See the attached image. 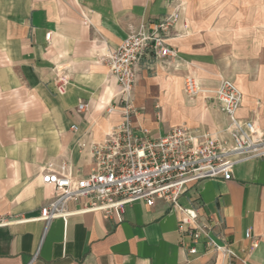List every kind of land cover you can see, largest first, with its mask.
Returning a JSON list of instances; mask_svg holds the SVG:
<instances>
[{"label": "crops", "instance_id": "crops-1", "mask_svg": "<svg viewBox=\"0 0 264 264\" xmlns=\"http://www.w3.org/2000/svg\"><path fill=\"white\" fill-rule=\"evenodd\" d=\"M183 1L0 0V264H229L205 236L183 242L164 201L128 205L121 222L84 211L85 200L68 204L66 223L38 219L56 195L43 177L88 176L93 145L122 121L107 55L177 9L169 40L177 58L142 57L134 126L154 136L186 126L231 144L217 102L185 94L191 75L210 89L233 81L243 94L239 117L264 132V0ZM179 203L198 210L209 237L236 255L232 264H264V158L237 164L230 181L189 184Z\"/></svg>", "mask_w": 264, "mask_h": 264}, {"label": "built area", "instance_id": "built-area-1", "mask_svg": "<svg viewBox=\"0 0 264 264\" xmlns=\"http://www.w3.org/2000/svg\"><path fill=\"white\" fill-rule=\"evenodd\" d=\"M179 21L180 10L177 9L153 26L141 25L137 32L107 55L110 73L118 83L116 98L122 108V121L103 142L93 145L95 168L88 176L76 179L62 172L43 177L44 184L53 186L56 195L42 208L38 219L47 225L54 219H62L66 223L71 216L68 204L74 200H85L84 211L103 212L121 222L128 205L143 201L153 207L157 201H164L178 216L183 242L191 239L196 244L205 236L212 248L232 264L236 255L227 246L214 242L209 237L208 222L198 210L184 208L179 199L191 183L211 178L230 181L237 164L264 158V132L259 131L256 122L243 120L238 115L243 104L241 90L230 79H222L216 89L205 87L191 75L184 82L188 98L217 102L229 118L227 132L230 133L231 144L222 140L219 133L186 126L154 136L150 130L136 128L133 123L137 113L133 95L142 57L147 52L155 60H175L177 52L169 40ZM50 37L48 34L47 39ZM67 84L65 77L57 78L56 85L60 91H64ZM86 109L84 104L78 108L79 112ZM113 111L112 107L108 109L109 114ZM73 130L78 128L74 126ZM189 253L197 254V248H191Z\"/></svg>", "mask_w": 264, "mask_h": 264}, {"label": "rangeland", "instance_id": "rangeland-1", "mask_svg": "<svg viewBox=\"0 0 264 264\" xmlns=\"http://www.w3.org/2000/svg\"><path fill=\"white\" fill-rule=\"evenodd\" d=\"M185 6V8H188V5L190 4V0H184L183 2H182Z\"/></svg>", "mask_w": 264, "mask_h": 264}]
</instances>
